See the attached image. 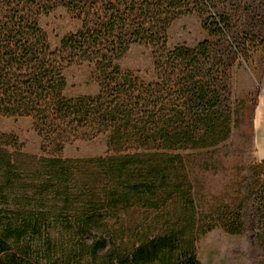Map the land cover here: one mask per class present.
<instances>
[{
	"label": "trees",
	"instance_id": "obj_1",
	"mask_svg": "<svg viewBox=\"0 0 264 264\" xmlns=\"http://www.w3.org/2000/svg\"><path fill=\"white\" fill-rule=\"evenodd\" d=\"M224 1L0 0V117L31 118L46 154L25 155L0 132V264H202L208 232L246 230L245 212L198 208L187 166L191 150L232 129L241 49L228 16L239 7ZM58 8L77 27L53 47L39 19ZM190 14L207 39L168 46L172 23ZM136 44L151 49L152 80L118 64ZM74 63L91 68L96 94H64ZM98 137L103 155H61Z\"/></svg>",
	"mask_w": 264,
	"mask_h": 264
},
{
	"label": "rangeland",
	"instance_id": "obj_2",
	"mask_svg": "<svg viewBox=\"0 0 264 264\" xmlns=\"http://www.w3.org/2000/svg\"><path fill=\"white\" fill-rule=\"evenodd\" d=\"M224 2L227 10L233 3L239 7L236 15L228 16L233 26L231 35L241 49L231 69L232 129L229 138L218 145L191 150L187 166L198 208L213 217L245 212L246 230L233 235L216 227L200 239L198 258L202 264H264V166L260 164L264 161V0ZM39 22L53 47L77 27L63 8L41 16ZM206 39L196 14L180 16L168 30L170 47H195ZM118 64L142 80L153 79L151 49L144 45H132ZM65 78L64 94L68 97L98 92L86 63L68 66ZM0 132L14 135L25 155H46L31 118L0 117ZM105 152V139L98 137L66 144L61 155L86 159ZM26 163L21 165L30 167Z\"/></svg>",
	"mask_w": 264,
	"mask_h": 264
}]
</instances>
